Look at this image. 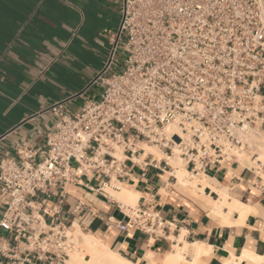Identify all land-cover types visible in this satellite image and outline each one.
<instances>
[{
    "label": "built area",
    "instance_id": "2783aa9c",
    "mask_svg": "<svg viewBox=\"0 0 264 264\" xmlns=\"http://www.w3.org/2000/svg\"><path fill=\"white\" fill-rule=\"evenodd\" d=\"M118 4L109 60L92 83L98 93L73 114L63 104L51 108L59 120L43 149L21 144L0 159V264H67L79 250L74 223L47 206L65 198L68 184L97 175L103 195L140 165L168 170L177 181L167 159L140 161L142 143L178 155L191 177L212 166H243V154L253 172L264 169L254 141L264 139V0ZM69 212L81 225L96 217L81 200ZM127 212L122 231L162 237L166 222L158 212Z\"/></svg>",
    "mask_w": 264,
    "mask_h": 264
},
{
    "label": "crops",
    "instance_id": "0c3cea01",
    "mask_svg": "<svg viewBox=\"0 0 264 264\" xmlns=\"http://www.w3.org/2000/svg\"><path fill=\"white\" fill-rule=\"evenodd\" d=\"M118 1L0 0V159L21 144L43 149L46 134L59 120L51 108L63 104L73 114L98 93L92 83L108 63L109 39L120 26ZM261 172L264 175V169ZM261 172L235 165L208 169L205 176L228 189L230 203L238 204L232 212L227 207L219 214L213 212L200 193L195 196L182 188L168 170L143 165L135 166L122 189L115 190L125 188L137 195L135 206L107 192L102 195L97 175L68 184L65 198L47 206L55 208L57 218L74 223V233L79 225L83 234L92 235L131 264H167L169 256L178 252L179 264H225L246 253L264 257ZM205 194L218 198L209 187ZM78 200L96 214L85 225L69 212ZM5 205L0 195V217ZM128 207L158 212L166 222L162 237L122 231ZM195 248L205 252L196 258ZM239 264L254 261L246 257Z\"/></svg>",
    "mask_w": 264,
    "mask_h": 264
},
{
    "label": "bare ground",
    "instance_id": "6f19581e",
    "mask_svg": "<svg viewBox=\"0 0 264 264\" xmlns=\"http://www.w3.org/2000/svg\"><path fill=\"white\" fill-rule=\"evenodd\" d=\"M168 131L172 133V137L175 143L179 144L180 137L176 133L177 131L176 132L174 131V127L168 128ZM254 141L257 142V146L260 151L259 159L261 160L264 158V139L261 138L259 140L256 139L255 137ZM142 148L145 150V154L142 156V159H140V161H142L144 158L148 156H152L153 158H156L158 161H161L162 159H167L169 164L170 165L172 164L174 166L173 167L171 165L174 169L173 174L177 179V184L182 186V188L184 187L187 189V187H193L195 190H198L201 195V199L204 198V200H206V201L202 200L205 203L203 204L206 205L213 212H218L217 214H219V212H221L222 209L226 207L229 208L230 212H232L237 208L236 207L237 203L235 201L230 203L231 198L228 189L220 187L215 181L209 179L205 175L200 174L198 176H193L188 179L189 173L186 171L184 163L178 155L168 158V156L165 155V153L161 149L146 143H142ZM240 157L241 160H243V166L251 167L253 165L251 163L249 154H243ZM207 187H209L212 191L218 193L217 199L210 198L209 197L210 193L209 195L205 194V189ZM120 188L122 189V187ZM105 190H106L105 192L111 194V196H113L115 199H118L119 201L126 202L131 206L136 205L137 195H134L125 188H123L121 192H116L111 187H106ZM78 233H81V242H80L81 249L77 251V253L74 252L73 254L70 255L67 264H131L127 260L122 259L119 255L112 253L105 245H103L99 240L94 238L92 235L83 234L82 231H80L79 226H78ZM204 252H205L204 248L203 249L197 248L194 253L197 256L196 258H199V256ZM180 253L181 252H178L177 255L169 256V259H167L168 260L167 264H179V260L181 259ZM246 257L253 258L254 264H264V257H256L254 255H250L247 253L244 254V256L239 259L232 257V259L226 262L225 264H233V263L239 264L241 261L245 260Z\"/></svg>",
    "mask_w": 264,
    "mask_h": 264
},
{
    "label": "rangeland",
    "instance_id": "374dc122",
    "mask_svg": "<svg viewBox=\"0 0 264 264\" xmlns=\"http://www.w3.org/2000/svg\"><path fill=\"white\" fill-rule=\"evenodd\" d=\"M122 57H121V55H120V53L117 55V61H120V62H122ZM156 149V148H155ZM262 161H264V158L263 159H261ZM261 174H262V172H261ZM189 178H191V176H188V179ZM186 189V188H185ZM187 190H191V193L193 194V195H195V196H197V194L199 193V191L198 190H195L193 187H187ZM192 190L193 191H195V192H192ZM204 199V198H203ZM75 236L76 237H79L80 239H81V233H78V231L75 233ZM80 242H81V240H80ZM81 249V246L79 247V250ZM79 250H77V251H79ZM77 251L75 252V253H77Z\"/></svg>",
    "mask_w": 264,
    "mask_h": 264
}]
</instances>
